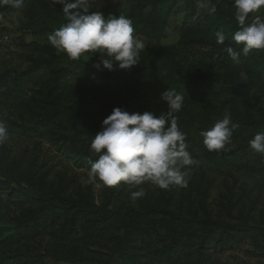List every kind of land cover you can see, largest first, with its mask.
<instances>
[{"label":"trees","instance_id":"trees-1","mask_svg":"<svg viewBox=\"0 0 264 264\" xmlns=\"http://www.w3.org/2000/svg\"><path fill=\"white\" fill-rule=\"evenodd\" d=\"M177 1L180 0H126L122 10L132 21L134 36L145 45L134 72L137 71L136 75L143 77V81H147L149 85L150 82L154 84L149 96L152 104L150 111L157 115L161 111H166V103L159 100L162 91L174 88L184 94V105L178 114L183 116L182 131L186 133L188 151L196 161L190 167V177L193 179L196 192L202 196L200 205L203 208L208 187L205 190L201 185L211 182L217 172L233 175L232 172L236 170L252 176L264 175V155L253 152L249 147V142L254 136L264 132V114L257 117L243 115L240 94L245 85L250 89L259 86L264 72V49H253L247 56L242 54L239 63L233 62L227 53L222 51L229 45L240 51L242 45L232 44L228 38L224 45L217 43L216 33L221 32V26L233 24L238 27L234 17V0H221L214 14L207 11L205 18L187 29L179 39V45L183 48L195 45L208 48L196 61L195 73L190 74L192 71L190 67L186 70L176 68L177 66L173 65L175 47L163 46L161 35L166 27V11L163 4ZM209 1L213 6L215 0ZM14 10L16 9L10 6L0 7V17ZM22 11L29 20L27 23L29 31L43 35L40 38L43 42H31L33 49L28 54L30 65L23 71L7 69L0 73V99H8L13 92L31 84L28 87L31 91L34 88L35 94L24 100L27 102L23 103L24 109L20 111L19 118L23 119V115H27L29 118L34 117L35 120L30 119L34 121L32 126L21 127L35 131L39 125L46 128L52 124V129L57 127L60 131L66 154L74 156L81 166L90 167L87 160L89 158L95 160L96 157L92 155L89 143H79L80 135L89 129L88 126L81 125L84 121L80 120V117L87 114L97 124L110 115L115 107L125 109L129 113L142 114L148 110L136 104V100H141V97L134 95L130 90L120 91L117 88L116 81L125 80V74L116 75L103 66L99 70L93 67L98 61V53L95 55L86 53L80 59L72 60L66 53L50 45L48 36L66 23L62 5H52L50 0H25ZM90 11L96 10L91 7ZM189 17L190 15L187 22ZM20 42L25 43L22 39ZM91 55L93 56L90 58ZM159 63H164V67L159 66ZM66 102L71 108L65 114ZM226 113L230 114L232 122L239 126L233 131L231 142L224 149L209 152L199 133L211 127L217 120L223 119ZM64 114L67 116L63 117ZM21 125H25L24 120L21 121ZM65 129H69L70 132L66 133ZM0 178L6 177L0 173ZM7 179L19 187L24 184L13 177ZM42 180V177L37 181L29 179L23 186L26 191L23 193L24 196L34 201L37 208L29 214L13 216L12 221L18 228L23 229L37 224L46 215L53 219L58 209H66L93 215L101 223L99 224L101 227L116 222L121 231L116 248L108 255L107 260L97 264H110L116 254L119 255V259L127 260V264H179L177 259L180 256H186L189 258L188 261L202 262L205 257H209L206 247L216 230L220 233L247 231L244 228L245 224L234 225L220 216L213 218L207 207H204L201 216L197 217L191 213H183L180 210L181 204H177V211L167 209V204L156 202L158 197L152 201L142 198L144 201L134 204L130 194L123 199L118 198L113 186H103L101 201L97 205L94 202L91 185L73 186L70 189L71 195H68L65 193V190L69 189L68 181L65 182L64 175H58L56 183L50 182L45 185ZM32 182L35 186L29 188ZM142 187L147 196L151 191V183L146 182ZM158 189L164 202L177 201L173 193L174 186L168 190ZM6 200L7 198L3 201ZM226 211L231 210L228 208ZM260 217L262 220L249 230L255 229L264 240L262 226L264 208ZM206 228L207 232L197 235L196 232H202ZM194 238H197L196 243L192 242ZM137 239L151 245L146 250L144 262H141L142 255L135 243ZM46 253L52 255L53 260L59 258V254L53 256L51 251ZM1 257L3 258L0 264H15L13 261H27V258H30L28 254L21 253ZM76 259H72L74 264L79 263V260L87 261L86 264L94 262L85 256H78Z\"/></svg>","mask_w":264,"mask_h":264},{"label":"rangeland","instance_id":"rangeland-1","mask_svg":"<svg viewBox=\"0 0 264 264\" xmlns=\"http://www.w3.org/2000/svg\"><path fill=\"white\" fill-rule=\"evenodd\" d=\"M125 1L91 0L92 8L102 11L105 16L109 14L124 15L125 11L122 9ZM220 1L215 0L213 5L216 7ZM163 7L166 11V27L161 35V44L175 47L173 65L175 64L176 68L186 70L190 67L192 70H190V74H194L196 61L206 53L208 48L202 45L183 48L179 45V39L187 29L194 27L205 18L208 9L211 7L210 1L180 0L174 3L165 2ZM108 8L110 10H107ZM188 15H190L189 22H187ZM255 16L264 19V7L259 12L250 14L248 22H251ZM28 21L22 9L4 13L0 17V73L7 69H14L17 72L23 71L30 65L28 54L33 49L31 42H43L40 41L43 35L29 31ZM220 29L221 33L232 44H236L231 39L234 32L238 30L236 25L221 26ZM20 39L29 45L23 44ZM164 65V63H159L161 67ZM170 65L169 69L172 68V64ZM136 66L130 70H113L116 75L125 74V80L116 81L118 83L117 88L120 91L130 90L134 95L141 97V100H136V104L142 105L150 111L152 104L149 96L154 84L150 82L149 85L147 81H143V77L137 76V71L134 72ZM219 73L217 72V74ZM24 86H26L24 89L13 92L8 99H0V121L5 122L9 130V140L0 146V173L6 177L0 178V260L3 258L1 255L21 253L28 254L30 258H27V261H13L15 264H74L72 259L77 260L78 256H85L94 261L91 264L102 263L108 259V255L113 253L118 241L117 238L121 235L116 222L101 227L99 226L101 223L93 215L66 209H58L53 219L46 215L37 224L23 229L18 228L12 221L13 216L29 214L37 208L36 203L23 194L26 192L23 186L29 179L37 181L42 177L41 182H45L47 185L50 182L56 183L58 181L57 176L62 174L65 176V182L68 181L69 189L65 190L68 195H71L70 189L73 186L91 185L92 194L95 198L94 202L97 205L100 204L103 191V186L99 181L83 183L88 179L90 167L81 166L76 162L74 156L66 154L64 141L61 139L57 127L52 129V124L47 125L46 128L39 125L35 131L22 128L23 126H32L34 121L31 120H35L34 117L29 118L27 115H23V119L19 118L20 111L22 112L24 109L23 103L27 102L24 100L35 94L34 88H32L33 92L28 87L31 84ZM240 94L243 115L250 114L257 117L264 114V72L258 87L250 89L245 85L240 90ZM66 106L65 114L71 108L67 102ZM65 114L63 117L67 116ZM176 115L178 124L183 130V116L178 113ZM22 120L25 121V125H21ZM80 120L84 121L81 125H86L89 129L80 135L79 143H89L88 146L90 147L92 136L101 130L102 122L98 121L96 124L94 119L88 117L87 114L80 117ZM65 130L66 133L70 132L69 129ZM232 173L233 175H226L217 172L216 177L211 182L201 185L205 190L208 187L203 208L207 207L209 213L213 214V218L220 216L234 225L245 224L246 227L244 228L247 231L236 230L220 233L219 230H216L208 240L206 247L209 257H205L202 262L201 260L195 262L188 261L189 258L186 256H180L177 259L179 264H264V240L255 229L249 230L262 220L260 213L264 208V175L252 176L236 170ZM11 177L24 182L22 187L13 182L10 183L7 178ZM190 179L191 177L187 187L174 186L173 193L177 201L164 202L160 197L158 187L152 184L150 193L142 198L152 201L158 197L156 202H160L162 205L167 204V209L174 211H177V204H181L180 210L183 213H191L199 217L203 212L200 205L202 196L196 192L193 187V179ZM33 186H35L34 182L29 185V188H33ZM113 189L120 199L125 198L130 194V191L136 190H130L123 182L113 186ZM5 198L7 200L3 201ZM142 198L132 200V202L138 204L144 201ZM5 204L7 205L5 206ZM228 208L231 210L230 212L226 211ZM207 231L206 228L202 232L196 233L202 235ZM192 242L196 243L197 238H194ZM135 243L142 255L141 262H144L146 250L151 245L141 242L140 239H137ZM47 251H51L53 256L59 254V258L53 260L52 255L47 254ZM87 254H89L88 257ZM118 256L116 254L110 264H127V260L123 261ZM86 262L79 260L77 264H86Z\"/></svg>","mask_w":264,"mask_h":264},{"label":"clouds","instance_id":"clouds-1","mask_svg":"<svg viewBox=\"0 0 264 264\" xmlns=\"http://www.w3.org/2000/svg\"><path fill=\"white\" fill-rule=\"evenodd\" d=\"M50 2L62 5L66 20L47 38L53 48L66 53L72 60L86 53H98V61L93 64L97 70L101 66L109 71L130 70L140 62V52L145 45L134 36L128 17L90 11L91 0ZM3 6L20 10L25 7V0H0V7ZM262 7L264 0H234L238 30L231 39L242 48L237 51L229 45L222 49L233 62L239 63L241 54L247 56L253 49H264V19L255 16L248 22L250 14L259 12ZM208 11L214 14L217 9L213 5ZM216 39L219 45H224L226 36L217 32ZM184 99V94L174 88L162 91L159 100L166 103L167 109L158 115L151 111L129 113L115 107L102 121L101 130L92 136L90 151L96 159L87 160L90 168L88 179L83 183L99 181L101 186H116L123 182L130 190L136 189L130 191L132 200L146 195L140 187L146 182L164 190L172 186L187 187L190 167L196 161L188 151L186 133L181 130L176 115L182 110ZM238 126L226 113L223 119L201 130L199 135L209 152H218L231 142ZM8 140L9 130L5 122L0 121V146ZM249 147L264 155V132L257 133Z\"/></svg>","mask_w":264,"mask_h":264}]
</instances>
